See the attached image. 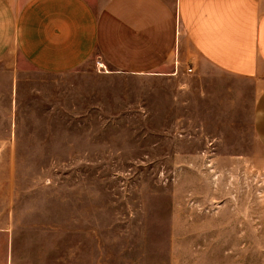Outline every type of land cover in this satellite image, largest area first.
Returning a JSON list of instances; mask_svg holds the SVG:
<instances>
[{"label": "rangeland", "instance_id": "obj_1", "mask_svg": "<svg viewBox=\"0 0 264 264\" xmlns=\"http://www.w3.org/2000/svg\"><path fill=\"white\" fill-rule=\"evenodd\" d=\"M9 63H0V70ZM11 63L23 72V91L33 90L34 103L20 101L18 117L32 113L50 126L30 128L33 140H44L30 143L46 150L38 153L43 157L0 159V167H16L18 191L32 193L20 213L59 221L51 224L57 230L43 245L92 246L73 231L91 215L96 245L123 246L131 259L145 254L147 264H168L170 257L177 264H264V150L253 142L245 113L234 128L233 115L202 97L201 82L180 73L176 85H165L174 96L146 95L145 111L127 115L108 109L106 84L98 80L93 85L101 93L97 104L102 109L90 124L76 126L68 119L83 114L81 104L73 109L68 103V115L54 114L64 108L58 100H73L77 76H43L20 59ZM87 70L93 72V65ZM248 102L245 91L241 105ZM8 117L2 101L0 119ZM79 152L83 157H71ZM170 215L176 216L172 223ZM124 226L128 230L120 236L115 229ZM147 238L152 245L141 243ZM170 241L177 245L170 248Z\"/></svg>", "mask_w": 264, "mask_h": 264}, {"label": "crops", "instance_id": "obj_2", "mask_svg": "<svg viewBox=\"0 0 264 264\" xmlns=\"http://www.w3.org/2000/svg\"><path fill=\"white\" fill-rule=\"evenodd\" d=\"M18 59L43 76L80 79L73 100H58L64 108L54 114L68 115V103L73 109L81 104L83 114L68 119L76 126L90 124L102 109L97 104L101 93L93 85L98 80L106 84L108 109L127 115L145 111L146 95L174 96L165 85H174L190 68V76L201 82L202 97L233 115L234 128L245 113L253 142L264 150V0H0V63L10 62L0 70V104L6 102L10 114L0 119V159L43 157L38 153L46 151L30 145L44 141L33 140L30 128L49 127L48 120L27 112L18 117L20 101L34 103L32 88L23 91L19 84L23 72L11 63ZM90 65L93 72L87 70ZM245 91L249 102L242 106ZM46 111L52 113L53 106ZM72 156L83 157L80 152ZM18 186L17 168L0 167V264H147L145 254L131 259L128 248L96 245L91 215L73 231L92 246L43 245L57 230L51 224L59 221L20 213L33 197ZM133 217L142 221L145 216ZM175 219L170 215L168 222ZM115 230L121 236L128 228ZM141 243L150 246L153 239ZM176 245L170 241V248ZM65 255L72 257H58ZM168 264L177 263L170 257Z\"/></svg>", "mask_w": 264, "mask_h": 264}, {"label": "built area", "instance_id": "obj_3", "mask_svg": "<svg viewBox=\"0 0 264 264\" xmlns=\"http://www.w3.org/2000/svg\"><path fill=\"white\" fill-rule=\"evenodd\" d=\"M186 73H191V69L190 68H188L187 70H186Z\"/></svg>", "mask_w": 264, "mask_h": 264}]
</instances>
